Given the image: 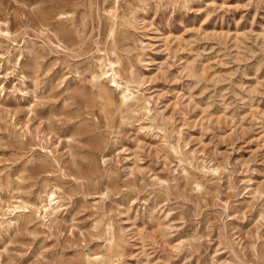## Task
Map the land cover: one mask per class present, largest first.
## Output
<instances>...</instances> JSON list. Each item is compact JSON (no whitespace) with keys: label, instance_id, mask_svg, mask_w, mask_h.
Returning a JSON list of instances; mask_svg holds the SVG:
<instances>
[{"label":"rangeland","instance_id":"rangeland-1","mask_svg":"<svg viewBox=\"0 0 264 264\" xmlns=\"http://www.w3.org/2000/svg\"><path fill=\"white\" fill-rule=\"evenodd\" d=\"M102 255L264 264V0H0V264Z\"/></svg>","mask_w":264,"mask_h":264},{"label":"bare ground","instance_id":"bare-ground-1","mask_svg":"<svg viewBox=\"0 0 264 264\" xmlns=\"http://www.w3.org/2000/svg\"><path fill=\"white\" fill-rule=\"evenodd\" d=\"M112 74H109V71H103L101 74L97 75L95 78L99 79L100 84H104L108 90L118 91L120 103L123 107L138 106L139 97L138 92L133 87V82H124L120 74V71L115 67L116 63L109 62ZM114 87L118 88L116 90ZM140 107V106H139ZM60 199H58L55 190L46 191V199L44 206L41 209L45 212V217L51 216L60 205ZM113 237V234H112ZM102 264H114L113 262L107 263L105 256H101Z\"/></svg>","mask_w":264,"mask_h":264}]
</instances>
